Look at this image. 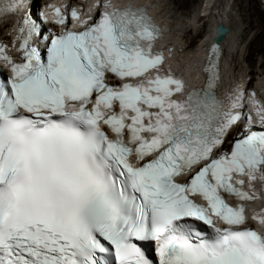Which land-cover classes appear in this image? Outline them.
Listing matches in <instances>:
<instances>
[{
  "label": "snow or ice",
  "instance_id": "6c2138e0",
  "mask_svg": "<svg viewBox=\"0 0 264 264\" xmlns=\"http://www.w3.org/2000/svg\"><path fill=\"white\" fill-rule=\"evenodd\" d=\"M93 7L92 23L50 8L55 34L30 0H0L21 17L18 61L0 44V264H264V208H246L264 188V108L249 97L254 129L241 88L216 99L215 42L204 88L176 99L144 9Z\"/></svg>",
  "mask_w": 264,
  "mask_h": 264
},
{
  "label": "bare ground",
  "instance_id": "6f19581e",
  "mask_svg": "<svg viewBox=\"0 0 264 264\" xmlns=\"http://www.w3.org/2000/svg\"><path fill=\"white\" fill-rule=\"evenodd\" d=\"M36 1H37V3L41 2V0H36ZM114 1H116V0H113L111 2H114ZM140 1L147 3L150 6V8H152L151 12L154 15V17L159 22L162 23V25L165 29V32H164L165 35H164L162 41L160 42V44L165 45V43H167L166 41H168V40H166L167 39L166 35L168 33V31H167L168 29H166V28H169L170 25H168L167 21H162L161 17L159 16L160 14L156 13V8H154V6L152 5L154 0L153 1L140 0ZM174 1H175V5L179 9H186L189 6V2L187 0H174ZM210 3L211 4H208V6H211L213 4L212 2H210ZM156 4H157V2H156ZM156 4H154V5L156 6ZM234 4H235V7L238 8L240 16L243 18V22L246 26L243 30V32H244L243 40H246L250 33H253V38L251 39V41L249 42V44L247 46L248 53H247L246 58L244 59V61L247 63V68L243 69V67L238 64L237 66H235L234 71H232V73H230V75H229L228 70L226 71V66H227L226 63L228 64L227 61L230 57L232 58L231 60H233L234 58H233V56H231V54H232L230 51L231 49L229 48L227 51L225 41L227 43H229V47H230V45H232V46L236 45L237 44L236 42H238V39L235 38L236 34H237V28L235 27V28H233V30L230 29L229 34L227 35V37L225 38V40L223 42V45L225 46L226 52H225V57H224V55L222 57V59L224 60V66H223V69L221 71L222 81L220 84L226 85L225 80H226V77L229 76L231 81H234L235 79H239V83L243 87L246 83V80L249 77H251V79L249 80V83H248L249 84L248 86L250 88H262L263 87V89H264V14L262 11H260V7H259L260 2H258V0H234ZM196 7H195V10L193 12L196 11V13H197L198 10H203L204 12H206V11L208 12V7L207 6L204 7L203 4H201V7L199 9L198 8L196 9ZM211 9H212V11H211ZM211 9H210V11H211L210 17L213 20H211L212 22L210 24L212 26L207 31H206V29H207L206 24L203 26L204 30L202 32H200L197 36V38H199V41L197 42V44L201 41L205 42V40H207V39L210 40L211 35L213 34L212 31H215V27L217 24L224 23V25L227 26V23H228L227 19L228 18L224 16L225 13H224V15L220 14V12L218 11V4L216 5V3H214V6ZM225 10H227V9H225ZM224 12H226V11H224ZM205 15H206V13H204V16L198 17V14H194V18H191L192 17V14H191L190 16L189 15L184 16L185 17L184 20L185 21L187 20L188 22L191 20L192 21L197 20L199 22L202 20V18L205 17ZM198 18H200V19L198 20ZM179 20H180V18L177 20L178 22H174V24L178 25ZM183 21H181V22H183ZM4 27L5 28L9 27V24H6ZM5 31L6 30H3L2 27L0 26V36H2V34L5 33ZM191 31H193V30H191ZM190 32H189V34H187V39H189V36L192 34V32L191 33ZM228 37L230 39H228ZM3 38L6 40L5 37H3ZM173 40H175V39H173ZM173 42H177V41H173ZM189 48H192V44H191V46H189ZM227 48H228V45H227ZM174 52H175V48H174V50L173 49L172 50H168V49L165 50V56L167 57V64H168L169 68H173V69H176V70H179V71L185 73L186 81H187L186 84H191V85L200 84L199 66H200L201 62L205 59L206 51L201 47H197L196 48V54H195V52H191V55L188 53L187 58L186 57L184 59L182 58L183 60H181V61L177 58H173ZM260 54L263 57L262 62L258 66L259 72L262 71L261 74L257 72L258 71V70H256L257 69V61H256V59L254 60V56L259 57ZM196 56H197V58H196ZM237 60H238V58H235V61H237ZM180 63L183 65L180 66ZM234 72H237V74L235 73L236 74L235 75ZM234 76H236V77H234ZM232 84L237 85L236 80L234 82H232ZM253 85L255 87H253Z\"/></svg>",
  "mask_w": 264,
  "mask_h": 264
},
{
  "label": "rangeland",
  "instance_id": "374dc122",
  "mask_svg": "<svg viewBox=\"0 0 264 264\" xmlns=\"http://www.w3.org/2000/svg\"><path fill=\"white\" fill-rule=\"evenodd\" d=\"M150 1H153V0H150ZM187 1L189 2V6L186 9H179L175 5L174 0H154L152 3L154 8H156V13L160 14L159 16L161 17L162 21H167L168 25H170L169 28H166V29H168L167 30L168 33L166 35V37H167L166 40H168L167 42L177 41L176 43L179 45V47H177L179 52H177V55L175 58H177L181 61L185 57L187 58L188 53L191 55V52H195V54H196V48L198 47L196 44L199 41V38H197V36L200 32H202L204 30L203 26L205 24H206V28H207L206 31L211 28L212 25L210 23L212 22L211 20H213L210 17V14L212 11L211 8L214 6V3H216V5L218 4V11L220 12V14L224 15V13H225L224 16L228 18L227 19L228 20L227 26H229L230 29H232V30L235 27L237 28V34L235 37L236 39H238V42H236L237 44L234 46L230 45V47H229V43H227L225 41L227 51L230 48L231 49L230 51L232 53L231 56H233V58H234L233 60H231L232 59L231 57L229 59L227 58L228 64L226 63V65H227L226 71L228 70V74L230 75V73H232V71H234L235 66H237L238 64L240 66H242L243 69H246L247 63L244 61V59L247 56V53H248L247 46H248L249 42L251 41V39L253 38V33H250L248 35L247 39L243 40V34H244L243 30L246 26L243 22V18L240 16L238 8L235 7L234 0H187ZM156 2H157V4H156ZM210 2H212L213 4L211 6H208V4H211ZM258 2H260V4H259L260 11H262L264 14V0H258ZM154 4H156V6ZM201 4H203L204 7H206V6L208 7V12L207 11L204 12L203 10H198L200 12V15L198 12L196 13V11L193 12L195 10V7L197 6L196 9L197 8L199 9L201 7ZM210 9H211V11H210ZM225 9H227V10H225ZM224 11H226V12H224ZM204 13H206L205 17L202 18V20L199 22L197 20H195V21L191 20L189 22L187 20H186L187 22L184 20V18H185L184 16H188V15L190 16L192 14L191 18H194V14H198V17H200V16L202 17V16H204ZM179 18H180L179 24L178 25L174 24V22H178L177 20ZM199 19L200 18H198V20ZM181 21H183V22H181ZM191 30H193V31H191ZM190 31L192 32V34L189 36V39H187V34H189ZM173 39H175V40H173ZM228 39H230V38L228 37ZM191 44H192V48H189V46H191ZM227 45H228V48H227ZM196 58H197V56H196ZM235 58H238V60L235 61ZM255 59L257 61V69L256 70H258V68H259L258 66L262 62L263 57L260 54L259 57L254 56V60ZM181 65H183V64L180 63V66ZM257 72L261 74L262 71L259 72V70H258ZM235 73L237 74V72H234V74ZM234 77H236V76H234Z\"/></svg>",
  "mask_w": 264,
  "mask_h": 264
},
{
  "label": "water",
  "instance_id": "95a60500",
  "mask_svg": "<svg viewBox=\"0 0 264 264\" xmlns=\"http://www.w3.org/2000/svg\"><path fill=\"white\" fill-rule=\"evenodd\" d=\"M219 30V35H218ZM230 29L224 25V23H219L215 29L216 37L214 41L216 43H223L227 35L229 34Z\"/></svg>",
  "mask_w": 264,
  "mask_h": 264
}]
</instances>
